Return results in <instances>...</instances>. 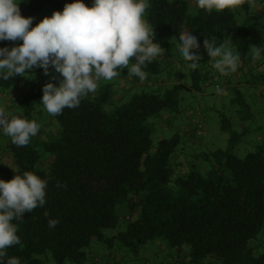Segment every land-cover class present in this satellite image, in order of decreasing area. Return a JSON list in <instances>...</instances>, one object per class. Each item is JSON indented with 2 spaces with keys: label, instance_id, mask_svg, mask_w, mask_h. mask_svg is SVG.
I'll list each match as a JSON object with an SVG mask.
<instances>
[{
  "label": "trees",
  "instance_id": "trees-1",
  "mask_svg": "<svg viewBox=\"0 0 264 264\" xmlns=\"http://www.w3.org/2000/svg\"><path fill=\"white\" fill-rule=\"evenodd\" d=\"M191 1L150 0L145 19L154 26L156 42L164 45L166 52L171 37L179 38L180 27H184L199 37L202 59L198 62L202 67L208 64L205 37L223 42V49L238 53L243 64L252 61L251 47L255 46L264 63V27L259 21L237 20V14L242 18L249 17L251 11L257 16L264 14V0H258L255 8L245 3L211 13L197 6L191 11ZM70 2L28 0L19 7L23 16L33 17L44 4L54 12ZM84 2L92 4V0ZM182 62L187 64L183 58ZM163 68L160 57L144 70L150 77ZM199 69H188L190 86L196 90L201 89V77L206 84L212 82L211 75H201ZM120 70L121 75L127 72L126 68ZM20 80L21 76L0 80V88L5 92L17 87ZM50 81L57 84V80ZM50 81L31 83L22 95L21 109L12 117L31 120L36 105L41 104L42 88ZM251 81L264 83V74L254 75ZM186 84L141 90L116 103L109 88L100 86L82 98L79 107L65 108L54 116L60 128L56 123L44 125L43 129H55L54 139L51 134L31 138L28 145L18 147L0 133V156L7 158V162L0 161V179L9 181L17 173L30 171L48 181L45 206L15 222L21 242L5 250V259L18 257L21 264H99L88 254L94 240L109 245L118 241L137 251L159 237L174 250L171 260L159 264H182L181 255L187 264H264V121H258L240 87L234 86L230 90L233 103L239 106L237 123L248 120L251 126L233 131L231 120L221 113V128L230 130L231 146L197 153L196 159L206 167L195 163L186 168L174 166L172 153L179 135L161 137L154 143L150 120L162 112L177 111ZM192 120L200 135L201 121ZM254 130L261 134L251 137L253 148L243 157L237 156L233 144ZM37 145L50 155L47 169L40 166ZM122 208L127 211L124 217L119 214ZM53 218L59 223L49 228L48 220ZM120 219L122 226L115 235L101 231L115 229Z\"/></svg>",
  "mask_w": 264,
  "mask_h": 264
},
{
  "label": "clouds",
  "instance_id": "clouds-1",
  "mask_svg": "<svg viewBox=\"0 0 264 264\" xmlns=\"http://www.w3.org/2000/svg\"><path fill=\"white\" fill-rule=\"evenodd\" d=\"M27 2L0 0V41H22L12 47H0V80L28 77L36 67L45 75L50 70L59 73L51 77L59 80L58 84L50 81L42 88L40 103L50 116L60 115L65 108L79 107L82 98L96 92L101 80H112L122 68L144 81L147 65L164 58L166 49L154 42V26L145 19L150 0H92L91 6L84 0H71L62 11L45 16L35 26L34 17L21 14L19 5ZM257 2L195 0L199 9L209 13L235 9L245 3L255 8ZM180 29L179 38L175 36L178 55L187 61V69L197 70L202 59L199 37L184 27ZM203 46L210 59L215 60L213 67L219 73L227 75L240 67V55L231 48L223 49V42L218 44L217 38L205 37ZM259 54L256 52L253 59ZM216 91L220 93L222 89L217 87ZM39 128L35 120L9 118L0 108V133L10 137L16 146L28 145ZM47 186V179L30 171L17 173L9 181L0 179V264H21L18 257L5 259V250L21 242L15 222L23 220L25 213L45 206ZM58 223V218L48 220L49 228Z\"/></svg>",
  "mask_w": 264,
  "mask_h": 264
},
{
  "label": "rangeland",
  "instance_id": "rangeland-1",
  "mask_svg": "<svg viewBox=\"0 0 264 264\" xmlns=\"http://www.w3.org/2000/svg\"><path fill=\"white\" fill-rule=\"evenodd\" d=\"M89 4L90 3H86V5L88 6ZM194 5L195 0L191 1V11H194L196 9V5ZM52 13L53 11L51 6L49 4H44L41 10L33 16L34 20L32 26H35V24H37L45 16H51ZM242 16L243 15L241 14H237L238 22L244 23L247 21L250 24H254L256 23L254 21H259L260 24H262V27H264V14L257 16L255 15L254 11H251L249 17L246 15L244 16L245 18H242ZM156 41L157 40L155 39L154 42ZM171 41L172 43L167 49V54L171 55V64H173V67L176 70L179 65H182L184 72L181 74L185 75L184 78L188 83V88L183 89L180 93L177 111H165L162 112L159 116L151 118V137L153 142L156 143V141L161 137L169 138L173 134H178L179 142L172 153L171 160L173 161L174 166L176 165L180 168H186L188 164L195 163L196 165L199 164V167H206V163L202 162L200 159H196L197 153H200L202 151L215 150L217 148L227 149L231 146L230 130L221 128V113H223L225 117L231 120L233 131L238 132L240 128H242V126L249 128L251 126V123L248 120L237 123L239 119L237 109L239 106L237 104H234L232 101L234 95L230 90L231 88L226 89L225 92V88H223V81H225V78L223 79L222 76L220 77L219 81L218 79H215V77H213L212 82L208 84H206L204 79L201 77L198 82L199 87L201 88L200 90L193 89L190 86L192 82V76L190 75L189 70L186 68L184 62H182V57L178 55V42L174 37H171ZM1 43L2 45H0V47H12L14 46V44L22 43V41L13 42L5 40L0 41V44ZM161 47L165 49V46L162 44ZM256 52L257 48L255 46H252L251 55L254 56ZM206 57L214 64V59H210L208 54L206 55ZM254 60L257 62V65L262 68V72H260L259 74H264V63L261 61L260 56H257ZM207 65L204 67L200 66L199 72L201 73V75L206 72ZM36 69H38V67L34 68L32 70L34 74L28 75V77L21 76L20 83L17 87L6 89L5 92L7 93V98L2 97V92L4 90L0 88V108L4 109L5 114L9 118H12L14 112L21 109L22 105L20 101L22 95L24 94L25 90L30 87L31 83H42L44 81H50L53 75L59 76V73H55L54 70H50L49 75H45L44 72H36ZM126 69L127 74L125 73V78L129 82L136 81L137 79V83H140L139 78L130 76L128 73V68ZM120 71L121 70H119L118 76H123L120 74ZM119 82L120 80H118L117 77L113 78L110 81L101 80L99 82L97 90H99L100 86L106 85L109 88L110 95L112 96V92H119L124 89V84H120ZM58 83L59 80H57V84ZM260 83L261 81H258L256 84ZM216 85H218L219 88L222 89L220 93H217ZM154 88L155 86H148L146 82L140 83L135 85L134 89L131 88L129 91H127L126 97L141 90H152ZM247 91V88H240V92L243 94L245 102L250 105L251 110L258 117V114L264 111V94L260 99V102L259 100L255 99L251 95V93L246 94ZM123 94H125V92H123ZM110 102L111 99L107 101V105H109ZM116 102L118 101L114 100V103ZM120 102H123V100H121ZM161 115H164L166 117V123H168V127L165 130H162L159 124ZM193 118H197L202 123V131L200 135H197L195 133L197 127L196 124L193 123ZM31 120H35L40 125L38 134L32 137V139H43L47 137L46 135L50 134L53 137L49 136V138L52 137V139H54L56 137V135H54L55 132H53L55 131V129H53L52 131H49L45 128L43 129L44 125L47 126L48 124H57V122L54 116H50L46 112L42 104L36 105L35 110L32 113ZM57 126L59 127L58 124ZM259 134H261L260 130L258 132L254 130L251 134L243 137L240 141L235 142L233 144V152L237 156L243 157L254 146V142H249L253 140H251V137L254 138ZM37 148L39 150V154L41 155L40 166L44 169H47L50 163V155L46 153L41 148V146L37 145ZM0 157L1 162H7L6 156L2 155ZM126 212L127 211L125 209H119V214L123 215L122 217L126 216ZM121 226L122 220L120 219L119 226H117L115 229L103 228L101 229V231L106 236H111L115 235ZM88 254H90L91 257L95 258L99 264H159L162 261L171 260V255L174 254V250L168 247L165 240L157 237L142 245L140 248H138L137 251L121 245L118 241H115L113 244L109 245L107 243L94 240L88 249ZM179 259L184 261V263L182 264H187V258L184 255L179 256ZM176 263L180 264L179 262Z\"/></svg>",
  "mask_w": 264,
  "mask_h": 264
},
{
  "label": "crops",
  "instance_id": "crops-1",
  "mask_svg": "<svg viewBox=\"0 0 264 264\" xmlns=\"http://www.w3.org/2000/svg\"><path fill=\"white\" fill-rule=\"evenodd\" d=\"M2 43L0 45H2ZM161 60H162V63L164 64V68H163L162 72L159 75L147 77L144 81L140 80L139 82L140 83L146 82V84L148 86L152 85L158 89H161L162 87L169 85V84H173V83L184 84L186 79L184 78L185 75L181 74L184 72L182 65H179L177 70H176L173 67V64H171L172 63L171 55L167 54L166 51L164 53V58L161 57ZM38 69H40V68H38ZM261 70H262V68L260 66H258L257 62L252 58V61L247 63V64L241 63L240 67L238 68V70L236 72L228 73L227 75H225V74L219 73L213 67V62L211 60H208L207 70H206L205 74L207 76L211 75L210 76L211 81H212L213 77H215V79H218V81H219L221 76L223 79L225 78V81H223V88H225V92H226V89H230L234 86H238L240 88L242 87L243 89L247 88L248 91L246 92V94L251 93V95L255 99H257L261 102L260 99L262 98V96L264 94V83L256 84V83H252V81H251V77H254V75L262 72ZM126 74L123 76H117V79L120 80L119 83L124 84V89L119 91V92H117V91L112 92L111 99L118 101L122 97H124V96L126 97L127 91H129L131 88L134 89L135 85L140 84V83H137V79H136V81L129 82L125 78ZM182 76H183V78H182ZM248 80L251 82H248ZM119 83H117V84H119ZM216 86H218V85H216ZM258 86H259V88H258ZM186 87L188 88L187 84H186ZM123 92H125V94H123ZM4 94H5V92L3 91L2 97L7 98V95L6 94L4 95ZM257 119L259 122L264 121V111H262L258 114ZM166 121H167L166 117L164 115H161L159 124H160L162 130H165L168 127V123H166ZM121 210H124V208H122Z\"/></svg>",
  "mask_w": 264,
  "mask_h": 264
}]
</instances>
